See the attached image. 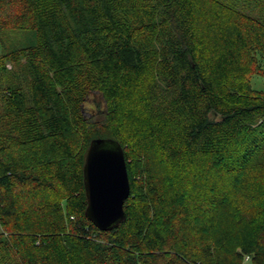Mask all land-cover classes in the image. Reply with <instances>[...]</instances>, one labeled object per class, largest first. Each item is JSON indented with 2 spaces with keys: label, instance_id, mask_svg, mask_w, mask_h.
I'll list each match as a JSON object with an SVG mask.
<instances>
[{
  "label": "trees",
  "instance_id": "obj_1",
  "mask_svg": "<svg viewBox=\"0 0 264 264\" xmlns=\"http://www.w3.org/2000/svg\"><path fill=\"white\" fill-rule=\"evenodd\" d=\"M253 76L264 0H0V264H264ZM100 138L130 186L109 232L85 217Z\"/></svg>",
  "mask_w": 264,
  "mask_h": 264
},
{
  "label": "water",
  "instance_id": "obj_2",
  "mask_svg": "<svg viewBox=\"0 0 264 264\" xmlns=\"http://www.w3.org/2000/svg\"><path fill=\"white\" fill-rule=\"evenodd\" d=\"M86 219L99 231L109 232L125 220L124 203L130 186L124 152L113 139H93L83 165Z\"/></svg>",
  "mask_w": 264,
  "mask_h": 264
},
{
  "label": "rangeland",
  "instance_id": "obj_3",
  "mask_svg": "<svg viewBox=\"0 0 264 264\" xmlns=\"http://www.w3.org/2000/svg\"><path fill=\"white\" fill-rule=\"evenodd\" d=\"M20 39L22 43L30 44L34 42V35L32 33H23ZM251 87L257 91H264V77L253 76L251 78ZM84 108V115L86 117L93 116L95 119L100 117V112L103 110L100 98L97 96H90V99L86 101Z\"/></svg>",
  "mask_w": 264,
  "mask_h": 264
}]
</instances>
